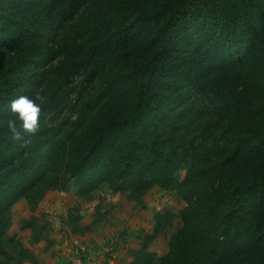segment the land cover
<instances>
[{
    "label": "trees",
    "instance_id": "16d2710c",
    "mask_svg": "<svg viewBox=\"0 0 264 264\" xmlns=\"http://www.w3.org/2000/svg\"><path fill=\"white\" fill-rule=\"evenodd\" d=\"M37 91L22 148L9 102ZM183 169L181 225L161 252L136 233L131 264H264V0H0V264L34 258L8 233L16 202L71 181L138 201ZM50 227L21 224L34 242Z\"/></svg>",
    "mask_w": 264,
    "mask_h": 264
},
{
    "label": "rangeland",
    "instance_id": "374dc122",
    "mask_svg": "<svg viewBox=\"0 0 264 264\" xmlns=\"http://www.w3.org/2000/svg\"><path fill=\"white\" fill-rule=\"evenodd\" d=\"M184 174L183 169L178 174V180L175 181L172 188L164 189L155 186L138 201H129L125 194H112L106 190L100 191L93 199H78L76 196V184L71 181L69 188L66 190L49 189L46 191L34 210L30 208V204L25 199L16 202L12 206V223L8 229V233L9 235H14L18 240H21V244L35 255L33 250L37 246H41L39 243L41 240L38 242L30 240V232L21 228L22 220L29 218L32 214H36L50 221V218L55 216L56 213V211L46 209V205L50 204V202H82L76 205L73 204L74 206L71 205L69 208L65 207L66 210L63 213H67L73 209L76 218L81 217V213L86 217L83 218L85 221H91L90 227L95 225L94 228L97 229L99 234L101 232H107L108 236L96 237L98 233L87 228L84 231L85 233H80L82 235L80 239L85 238L83 241L79 238L73 241L70 257L73 253L82 250L81 248L88 246L87 243H90V241H87V239L89 240L91 237L93 240L95 237L97 239H103L102 243L111 247L107 252L116 251L114 249L116 242L121 238V244L124 246L121 248L118 246L116 249L119 248L120 251L122 249L121 254L128 256L126 253L128 252L134 255V251L139 247V242L136 237V233L138 232L144 240L149 242L150 247L155 252H161L165 248V239L169 235V231L181 225L179 212L185 206L186 202L178 193L177 186L179 179ZM165 210H169L172 213L170 218L172 223L167 226L163 225V233L160 231L159 233H154L153 225L155 223V215L157 212L164 213ZM162 218L164 220L166 219L164 214L161 216V220ZM115 230L120 233L119 238L114 236L117 233H115ZM91 233L95 234L90 235ZM10 248L16 250L15 245H11Z\"/></svg>",
    "mask_w": 264,
    "mask_h": 264
},
{
    "label": "crops",
    "instance_id": "0c3cea01",
    "mask_svg": "<svg viewBox=\"0 0 264 264\" xmlns=\"http://www.w3.org/2000/svg\"><path fill=\"white\" fill-rule=\"evenodd\" d=\"M78 203L82 202H50V204H47V210L56 211L55 216L50 218L52 227L49 231V241L41 240L39 242L41 246H37V248L33 250L35 254L34 258L24 259L21 263L16 262L15 264H69L73 241H75L76 238L80 239V236H82L80 233H85V230L80 232V228H90L92 231H96L95 233H98L97 229L94 228L95 225L90 227L91 221H85L83 218L86 217L81 213V217L79 216L78 221L75 222L77 223V228L80 227L79 230H77L79 232H74L72 230L69 223L68 212H63L66 210L65 207L69 208L71 205H76ZM116 232L117 231L115 230V233ZM95 233H91L90 235ZM119 235L120 233L117 232L114 236L119 238ZM103 236H108L107 232L98 233L96 237L101 238ZM96 237L94 240L92 237L89 240L87 239L90 243H87L88 246L81 248L82 250H80V252L90 260L91 264H131L133 254L131 255L128 252H126L128 256L121 254L122 249L121 251L119 249L124 246L121 244V238L116 242L114 248L116 251L107 252L111 247L102 243L103 239H97ZM84 239L85 238L83 237L80 240L83 241ZM118 246L119 248L116 249Z\"/></svg>",
    "mask_w": 264,
    "mask_h": 264
},
{
    "label": "clouds",
    "instance_id": "9594fccd",
    "mask_svg": "<svg viewBox=\"0 0 264 264\" xmlns=\"http://www.w3.org/2000/svg\"><path fill=\"white\" fill-rule=\"evenodd\" d=\"M48 103V97L37 91L34 97L19 95L9 102L13 117L7 119L6 129L13 141L20 147L28 148L40 131L42 108Z\"/></svg>",
    "mask_w": 264,
    "mask_h": 264
},
{
    "label": "built area",
    "instance_id": "2783aa9c",
    "mask_svg": "<svg viewBox=\"0 0 264 264\" xmlns=\"http://www.w3.org/2000/svg\"><path fill=\"white\" fill-rule=\"evenodd\" d=\"M69 264H91L90 260L80 251L73 253Z\"/></svg>",
    "mask_w": 264,
    "mask_h": 264
}]
</instances>
